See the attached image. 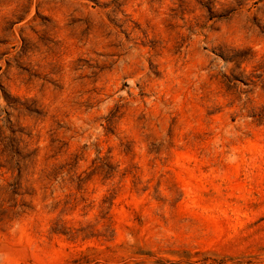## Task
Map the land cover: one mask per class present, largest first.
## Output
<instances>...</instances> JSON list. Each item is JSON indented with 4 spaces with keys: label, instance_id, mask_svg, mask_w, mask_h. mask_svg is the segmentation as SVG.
<instances>
[{
    "label": "rangeland",
    "instance_id": "1",
    "mask_svg": "<svg viewBox=\"0 0 264 264\" xmlns=\"http://www.w3.org/2000/svg\"><path fill=\"white\" fill-rule=\"evenodd\" d=\"M0 264H264V0H0Z\"/></svg>",
    "mask_w": 264,
    "mask_h": 264
}]
</instances>
